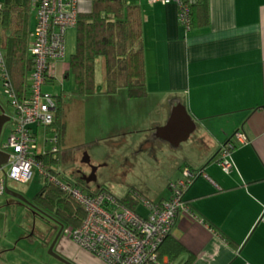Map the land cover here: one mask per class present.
<instances>
[{
    "label": "crops",
    "instance_id": "obj_1",
    "mask_svg": "<svg viewBox=\"0 0 264 264\" xmlns=\"http://www.w3.org/2000/svg\"><path fill=\"white\" fill-rule=\"evenodd\" d=\"M203 1L208 23L188 32L179 22L176 4L132 1L143 15L148 92L139 98L127 93L125 101L134 102V131H103L94 141L117 136L116 143L134 142V155L127 154L125 162L134 166V174L155 170L146 173L153 178L149 184L134 185L152 201L170 196L169 184L184 167L204 170L186 191L190 210L179 213L172 229L186 251L171 264H185L190 256V264H264V0ZM86 7L81 11L91 8ZM118 92L102 93L110 102ZM64 120L60 161L67 142L65 110ZM240 130L248 143H237L231 154L235 169L226 173L218 163L219 151ZM129 134H134L132 141ZM98 161L110 163L106 157ZM80 180L90 189L106 187L120 198L110 186L93 183L96 177L88 173L67 181ZM51 228L49 243L59 230L52 233ZM62 234L54 249L67 261L105 264ZM6 251L0 248V264Z\"/></svg>",
    "mask_w": 264,
    "mask_h": 264
},
{
    "label": "built area",
    "instance_id": "obj_2",
    "mask_svg": "<svg viewBox=\"0 0 264 264\" xmlns=\"http://www.w3.org/2000/svg\"><path fill=\"white\" fill-rule=\"evenodd\" d=\"M147 1L176 4L179 22L188 32L192 28L193 6L200 0ZM81 2L33 0L35 23L27 46L33 65L27 74V88L21 95L14 86L5 53L0 47V77L4 93L14 109L12 128L8 136L0 140V151L8 155L7 162L0 165V196L6 194L9 181L28 182L35 169H39L43 179L59 184L86 211L82 224L76 228L64 226L63 234L105 264H159L160 246L172 232L179 213L190 210L185 200L186 191L198 177L205 175L204 170L184 167L181 176L169 184L167 199L152 201L137 194L136 198L146 210L143 213L133 210L107 191L92 194L76 182L59 179L40 159L60 152L59 132L51 129L58 109L56 95L43 87L56 78V62L66 55V34L77 25ZM237 143H248L244 131H237L234 140L220 148L218 163L226 173L235 169L231 154Z\"/></svg>",
    "mask_w": 264,
    "mask_h": 264
},
{
    "label": "trees",
    "instance_id": "obj_3",
    "mask_svg": "<svg viewBox=\"0 0 264 264\" xmlns=\"http://www.w3.org/2000/svg\"><path fill=\"white\" fill-rule=\"evenodd\" d=\"M200 3L193 6L192 26L208 23V5L206 1ZM33 14V0H5L0 3V47L19 95L27 88V74L33 65L27 52L29 33L34 25ZM75 29L76 47L65 71V78H73L74 95L87 96L97 92L96 71L100 58L104 62L106 93L113 94L125 88L131 98L147 94L145 58L141 46L143 15L138 4L128 0H94L89 11L80 12ZM56 99L58 109L51 129L58 131L63 140L66 133L65 101L62 95H57ZM59 153L40 157L46 168L55 173L52 166L60 160ZM77 184L92 194L102 190L112 194L106 187L90 189L82 181ZM137 194L142 195L132 190L117 199L138 211L140 203ZM33 201L36 207L52 215L65 227H79L86 217L82 204L54 182L46 181ZM57 229L58 224L53 225L50 231L55 233ZM185 251V246L170 233L159 248V264H171ZM165 256L169 258L168 262L163 259ZM191 259L192 256L185 264H190Z\"/></svg>",
    "mask_w": 264,
    "mask_h": 264
},
{
    "label": "rangeland",
    "instance_id": "obj_4",
    "mask_svg": "<svg viewBox=\"0 0 264 264\" xmlns=\"http://www.w3.org/2000/svg\"><path fill=\"white\" fill-rule=\"evenodd\" d=\"M85 1H87L85 5L80 4L81 8L91 6L89 0ZM75 47L76 29L71 28L66 34V55L57 64L59 73L56 79L47 82L43 87L51 94L65 95L67 142L63 148L61 161L55 163L52 168H57L59 171L57 177L65 181L73 180L79 173H88V176L96 177L93 183L106 184L115 194L123 197L128 191L134 190V185L149 184L153 178L149 179L146 173L155 170H141L134 174V166L126 164L127 154L131 157L134 155V142L133 144L116 143L114 141L118 140L117 136L99 141L94 139L104 136L103 131H134V102L125 101L127 98L125 88L118 90L117 96H114L112 101L105 99L103 58L98 59L97 62V92L87 96L74 95L73 78H65L64 71ZM12 125L10 123L5 127L2 140L8 136ZM128 136L132 141L134 134ZM39 141L42 142V139ZM88 156L92 161H88ZM104 157L110 159L109 165H101L102 163L98 161L103 160ZM158 181L156 177L154 182ZM45 182L46 180L39 174V169H35L33 178L28 182L9 181V188L24 195L26 202L8 194L0 196V248L7 250L6 261L3 264H65L49 253L52 242L49 243L50 239L46 235L51 226L57 225L56 220L52 215L35 208L33 201ZM138 211L145 212L141 204L138 205Z\"/></svg>",
    "mask_w": 264,
    "mask_h": 264
},
{
    "label": "water",
    "instance_id": "obj_5",
    "mask_svg": "<svg viewBox=\"0 0 264 264\" xmlns=\"http://www.w3.org/2000/svg\"><path fill=\"white\" fill-rule=\"evenodd\" d=\"M7 160H8V155L5 154V153H2V152L0 151V165L3 164V163H6ZM6 194H8V195H10V196H12V197L17 198V199L20 200V201H23V202H26V201H27V199L24 197V195H22L21 193L15 191V190H13V189H11V188H9V187H7V189H6ZM32 205H33V204H32ZM33 206H34V205H33ZM34 207H35V206H34ZM35 208L38 209V207H35ZM41 211H42V210H41ZM56 223L60 226V228H59V230H58V232H57V234H56L54 240L52 241V243H51V245H50V247H49V253H50L52 256H54V257L60 259L61 261L65 262L66 264H72V263H70L69 261H67L65 258H63L61 255H59L57 252L54 251V247H55V245H56V243H57V241H58L60 235L62 234V231H63V228H64V224H62V223H60V222H57V221H56Z\"/></svg>",
    "mask_w": 264,
    "mask_h": 264
},
{
    "label": "flooded vegetation",
    "instance_id": "obj_6",
    "mask_svg": "<svg viewBox=\"0 0 264 264\" xmlns=\"http://www.w3.org/2000/svg\"><path fill=\"white\" fill-rule=\"evenodd\" d=\"M12 114V105L9 97L4 93L3 82L0 77V140L5 127L12 123ZM58 227L60 228L59 225Z\"/></svg>",
    "mask_w": 264,
    "mask_h": 264
}]
</instances>
